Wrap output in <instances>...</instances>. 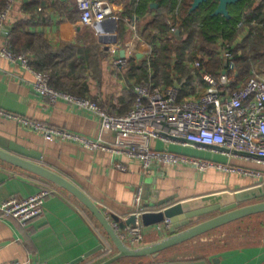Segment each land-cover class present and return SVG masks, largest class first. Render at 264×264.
Wrapping results in <instances>:
<instances>
[{
    "label": "crops",
    "instance_id": "0c3cea01",
    "mask_svg": "<svg viewBox=\"0 0 264 264\" xmlns=\"http://www.w3.org/2000/svg\"><path fill=\"white\" fill-rule=\"evenodd\" d=\"M108 2L112 15L90 28L81 24L77 0H14L2 35L7 38L13 22L21 20L25 23L26 32L42 36L51 49L60 50L63 45H71L73 58L78 57L76 52L82 50L87 51L85 59L88 61L101 58L87 71L88 95L109 112L122 115L129 110V92L134 85L130 87L122 72L113 68L112 62L121 55L127 56L129 49L136 59H142L148 53L147 46L142 40L137 42L136 37L156 15L159 4L154 0ZM133 3L140 7L139 12ZM151 4H156V7H151ZM248 32V28L243 27L233 46L241 44ZM2 45L0 38V47ZM28 58L31 63V57ZM33 82L34 75L20 63L0 56V110L112 144L113 133L102 132L96 116L62 99L51 104L48 98L34 91ZM0 140L32 157L39 156V164L72 180L100 207L112 225H119L130 216L135 189L141 187L143 206L153 210L141 221L142 245L156 242L167 233L166 228L158 226L161 223L157 222L163 207L159 204L166 200L178 202L221 191L234 193L260 185L264 188L261 178L243 177L217 168L200 172L192 166L180 164L156 165L145 173L139 160L107 151L89 150L69 141H46L39 133L4 116H0ZM151 146L155 150L166 147L159 140H152ZM168 149L264 173L262 163L227 158L221 153L190 146L171 144ZM118 163L125 168L116 167ZM44 183L36 176L0 161V203L11 197L30 196ZM200 219L198 221L204 220ZM99 232L106 236L83 206L60 190V193L45 198L41 215L25 226L0 214V264H100L115 253V248L112 245V254L104 255ZM206 235L169 248L155 259H122L118 264H264V245L215 249L211 238H206ZM191 242L189 251L193 249L192 252L196 253L198 249L206 248L207 258L201 261L190 259L185 263L180 261L181 258H174L180 247H187ZM173 249L176 251L167 253Z\"/></svg>",
    "mask_w": 264,
    "mask_h": 264
},
{
    "label": "built area",
    "instance_id": "2783aa9c",
    "mask_svg": "<svg viewBox=\"0 0 264 264\" xmlns=\"http://www.w3.org/2000/svg\"><path fill=\"white\" fill-rule=\"evenodd\" d=\"M77 2L81 10V24L85 27H94L112 15L108 0ZM13 4L14 0H7L5 8L0 11V38L3 40L0 56L13 63L18 62L24 69L30 71L34 75L32 83L34 91L48 98L51 104L62 99L96 116L100 121L101 131L113 133V142L107 145L101 139L88 138L3 110H0V116L14 119L24 127L39 133L46 141H69L89 150H102L139 160L145 173L150 172L156 165L180 164L192 166L200 172L217 168L230 174L264 180V173L260 171L197 159L168 149L171 144L190 146L198 150L221 153L227 158L264 164V77L255 70L248 76L239 77L228 45L218 52L225 67L217 74L203 71L201 73L203 85L196 82L194 94L178 100L179 88L176 85L153 87L134 85L131 107L124 114L117 115L102 107L95 99L55 90L50 86L48 73L33 69L27 55L14 52L7 38L2 35ZM170 32L175 33V29L171 28ZM136 41H141L139 36L136 37ZM132 54L129 49L127 56L113 60V68L117 71L123 70ZM192 67L199 68L200 62L195 60ZM152 140H159L166 147L163 150H155L151 146ZM116 167L125 168L120 163L116 164ZM56 193H60L57 187L44 183L30 196L11 197L2 201L0 214L3 218H13L25 226L30 220L41 215L45 198ZM142 202V188L138 186L134 192L130 213V216L136 218L135 224L126 226L123 230L115 223L112 225L120 239L133 248L143 244L141 217L153 211L144 207ZM158 226L167 227L169 221L165 220ZM99 236L103 254L111 255L113 246L110 240L101 232Z\"/></svg>",
    "mask_w": 264,
    "mask_h": 264
},
{
    "label": "trees",
    "instance_id": "16d2710c",
    "mask_svg": "<svg viewBox=\"0 0 264 264\" xmlns=\"http://www.w3.org/2000/svg\"><path fill=\"white\" fill-rule=\"evenodd\" d=\"M6 1L0 0V11L5 8ZM154 1L159 4L158 11L142 27L139 36L147 46L148 53L142 59L131 57L127 66L120 71L130 87L176 85L179 88L178 100H182L195 93L196 82L203 85V71L217 74L225 67L218 52L226 45L233 54L235 71L239 77L250 75L252 68L258 74H264V0H239L228 5L229 19L212 15L217 7V0H208L191 13L189 10L193 0ZM133 4H136L139 12L137 3ZM24 24L21 20L13 22L7 37L14 52L28 55L31 57L32 68L48 73L52 88L94 99L88 95L86 74L90 67H95V61L101 58L88 61L85 59L87 51L83 50L77 51L78 57L73 58L71 45H63L60 50L51 49L42 36L26 32ZM243 27H247L249 32L242 43L234 47L233 44ZM171 28L175 29V33L170 32ZM195 60L200 62L199 68L192 67ZM129 95L132 104V89ZM262 214L264 213L232 223L257 218ZM261 226L262 223L259 224L260 228ZM221 228L207 233L206 236Z\"/></svg>",
    "mask_w": 264,
    "mask_h": 264
},
{
    "label": "water",
    "instance_id": "95a60500",
    "mask_svg": "<svg viewBox=\"0 0 264 264\" xmlns=\"http://www.w3.org/2000/svg\"><path fill=\"white\" fill-rule=\"evenodd\" d=\"M207 1L193 0L189 13L195 11L201 4ZM237 1L239 0H217L218 4L212 15L229 19L228 5ZM151 7H156V4H151ZM240 154L247 156L245 153ZM255 157L260 158L258 156ZM39 159V156L32 157L22 149L0 140L1 162L20 171L32 174L45 183L63 190L80 203L89 215L96 220L115 248V253L100 264H118L122 259H141L144 257L155 259L161 252L169 248L242 218L264 213V188L262 185L257 188L240 190L234 193L221 191L178 202H171L172 200L169 199L159 204L163 207L157 220L160 223L165 220L169 221V226L165 227V232H167L165 236L151 244L133 248L126 245L120 239L117 230L113 228L108 217L77 184L49 167L39 164ZM250 201L255 202L248 203ZM214 213L216 214L212 215ZM208 215L212 216L198 221L200 218ZM145 218L146 215H143L141 221ZM135 222L136 218L131 215L125 221L120 222L118 228L123 230L126 226H133Z\"/></svg>",
    "mask_w": 264,
    "mask_h": 264
},
{
    "label": "rangeland",
    "instance_id": "374dc122",
    "mask_svg": "<svg viewBox=\"0 0 264 264\" xmlns=\"http://www.w3.org/2000/svg\"><path fill=\"white\" fill-rule=\"evenodd\" d=\"M232 10H234V8ZM260 76L264 77V74ZM190 157H193V156H190ZM195 158L202 159L198 157H195ZM204 160H207V159H204ZM255 201H252V202H255ZM252 202L250 201L248 203H252ZM248 203H245V204H248ZM212 215H215V214H212ZM260 223L263 224L261 228L259 227ZM206 238H211L210 241H212V245L214 244V246L216 247L215 249L231 248L235 246L240 247L243 245L247 246V245H252V244H258L260 246L264 245V214L258 216L257 218L252 217V218L243 220L240 223L239 222L232 223L230 225L224 226L221 229H219V231L212 233V235L207 236ZM196 240L197 239H195V242ZM192 242L189 243L187 247L186 246L180 247V251H178V254L174 258H181L180 261H182V263L189 262L190 259H192V261L193 260L201 261L203 258L204 259L207 258L208 255L205 253V251H207L206 248L198 249L196 253L192 252L193 249L189 251V248L190 249L192 248ZM173 250L174 251H168L167 253L172 254L173 252L176 251V249H173Z\"/></svg>",
    "mask_w": 264,
    "mask_h": 264
}]
</instances>
